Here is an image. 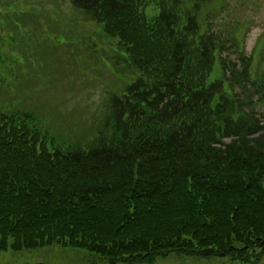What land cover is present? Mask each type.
Returning a JSON list of instances; mask_svg holds the SVG:
<instances>
[{
  "label": "trees",
  "instance_id": "trees-1",
  "mask_svg": "<svg viewBox=\"0 0 264 264\" xmlns=\"http://www.w3.org/2000/svg\"><path fill=\"white\" fill-rule=\"evenodd\" d=\"M67 1L102 36L99 61L126 79L80 143L0 101V252L58 245L109 264L264 257V51L261 41L246 51L256 21L225 16L264 0ZM16 17L4 16L25 21L6 20L7 57L36 73L60 45L33 44L31 20Z\"/></svg>",
  "mask_w": 264,
  "mask_h": 264
},
{
  "label": "rangeland",
  "instance_id": "rangeland-1",
  "mask_svg": "<svg viewBox=\"0 0 264 264\" xmlns=\"http://www.w3.org/2000/svg\"><path fill=\"white\" fill-rule=\"evenodd\" d=\"M23 13L34 25H29L26 22L24 30L26 32H31V29L36 30L31 33L36 39L33 44L42 43L44 40L51 47L60 45L53 49L54 51L47 60L44 59L43 68L38 69L36 73L32 69L34 64L30 63L31 59L23 56L20 60L14 51L12 52L15 57L12 60L7 57L11 51L10 47L15 45L12 40L7 38L10 32L3 30L6 20H13L22 25L25 22L22 19ZM7 14H16L23 21H16L13 18L6 19ZM32 14L33 16H31ZM225 16L236 17L239 21L242 17H246L257 22L250 28L247 35L245 41L247 52L258 41L263 43L261 38L264 36V1H261V5H248L243 11L236 10L234 5H231ZM79 17L67 0H0V67L3 68L0 70V78L9 76V79L4 83L0 81V85L2 84L0 101H12L16 109L22 108L31 112L34 110L36 115L47 116L50 119L49 129L63 140L72 139L77 143L82 141L84 131L93 129L100 122V113L106 103L107 93L119 91L126 79L124 71L111 67L107 62L106 65L100 62L101 55H104L103 49H100L104 40L97 29L95 32H91L94 25L92 27L91 24L84 25L78 20H74ZM77 24L80 25V28ZM1 37L6 38L2 41ZM58 38L69 39V44H59L62 40ZM17 40L19 46L28 52V45L26 47L23 44L24 39L18 36ZM4 41L9 43V46L5 45ZM262 45L259 47H262L259 52L264 51V44ZM69 46L74 51L69 50ZM45 47L50 50L48 46ZM97 47L99 50H96ZM41 56L42 54L38 58ZM10 62H12L11 66ZM5 69L8 70L5 72ZM46 72H49L51 77H48ZM10 73H17L18 79L15 80L14 76H10ZM37 73L40 75L39 77ZM43 79L46 82L43 83ZM4 89L6 90L4 91ZM261 110L264 112V108ZM93 120L97 122L92 124ZM0 264H109V262L106 258L85 250L53 245L17 252L2 251L0 252ZM145 264L241 263L238 260H231L230 256L205 259L169 253ZM248 264H264V257L258 261L253 259Z\"/></svg>",
  "mask_w": 264,
  "mask_h": 264
}]
</instances>
